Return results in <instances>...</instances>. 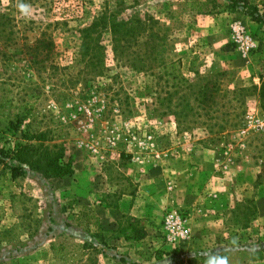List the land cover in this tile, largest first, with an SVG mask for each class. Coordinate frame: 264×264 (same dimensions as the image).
Segmentation results:
<instances>
[{
	"label": "rangeland",
	"instance_id": "374dc122",
	"mask_svg": "<svg viewBox=\"0 0 264 264\" xmlns=\"http://www.w3.org/2000/svg\"><path fill=\"white\" fill-rule=\"evenodd\" d=\"M116 1L94 0L109 10ZM208 1L125 0L118 13L151 22L121 55L105 40L96 77L79 73L84 60L68 44L55 49L57 71H1L0 145L21 141L8 120L28 103L21 129L45 132L44 145L63 148L74 168L45 178L25 167L12 178L0 166L4 264H204L215 252L230 264H264V127L247 123H264V24L253 29ZM253 1L264 11V0ZM215 14L223 18L211 43ZM234 20L257 41L246 56L230 39ZM174 60L179 69L168 70ZM126 195L149 211L123 212ZM170 212L188 238L167 240Z\"/></svg>",
	"mask_w": 264,
	"mask_h": 264
},
{
	"label": "trees",
	"instance_id": "16d2710c",
	"mask_svg": "<svg viewBox=\"0 0 264 264\" xmlns=\"http://www.w3.org/2000/svg\"><path fill=\"white\" fill-rule=\"evenodd\" d=\"M91 1L0 0V74L1 71H8V67L15 63H29V66L41 72L57 71L59 67L54 63L55 49L58 51L64 44L76 48L75 55L79 57V61L81 58L84 60V66L78 70L79 73L94 77L102 74L105 57L102 43L109 41L114 47L115 56L121 55L122 47H127L131 41L142 39L151 19L142 17L139 13L131 16L118 13L124 9L125 0L116 1V10L98 8L94 0ZM208 2L212 9L218 5L217 0ZM223 2L227 11L246 15L251 21L264 24V11L253 0ZM20 3L31 6L29 16L20 12ZM207 6L204 10H207ZM29 34H32L31 37ZM56 34H61V42L56 40ZM180 65V60H174L164 66L168 70L177 71ZM261 80L264 90V78ZM2 104L0 100V107ZM29 106L26 103L22 112H15L13 118L8 120V130L13 134L19 132L21 141L15 143L11 149L0 145V166L12 178L24 175L25 167L45 178L72 175L74 168L71 155H65V150L56 144L52 148L45 146V132L31 131L28 126L25 130L21 129L30 112ZM5 259L0 255V264H4ZM119 261L140 264L122 257Z\"/></svg>",
	"mask_w": 264,
	"mask_h": 264
},
{
	"label": "built area",
	"instance_id": "2783aa9c",
	"mask_svg": "<svg viewBox=\"0 0 264 264\" xmlns=\"http://www.w3.org/2000/svg\"><path fill=\"white\" fill-rule=\"evenodd\" d=\"M230 39L236 49L244 56L257 49V41L248 27L240 20H234L229 25ZM248 125L255 128L264 127V123L257 117L249 116ZM166 238L169 242H178L188 238L189 228L184 220L176 212H170L165 216Z\"/></svg>",
	"mask_w": 264,
	"mask_h": 264
},
{
	"label": "crops",
	"instance_id": "0c3cea01",
	"mask_svg": "<svg viewBox=\"0 0 264 264\" xmlns=\"http://www.w3.org/2000/svg\"><path fill=\"white\" fill-rule=\"evenodd\" d=\"M221 4H222V9H224V5H223V0H221ZM210 6V9L212 11V8H211V5L209 4ZM218 9V6H216L215 8H213V10H216ZM226 15H228V12H225ZM239 17L244 20L248 25H250L253 29H257L259 28V26L261 24H258L254 21H251L246 15H243V14H238ZM211 17V19L209 20V23L211 25L210 27V31H209V35H210V38L209 40L211 41V43H213V37H212V34L213 33H216L217 31V24L219 23V21H222V18H223V14H215V16L211 15L209 16ZM210 47V46H209ZM140 197L135 195V196H131V195H126L125 198H123V200H121L123 202V204H125L124 208L121 209L123 212H130L131 214L133 215H138V216H144L146 212H148V208L146 206H142L141 209L139 210V203L138 201L140 200L139 199Z\"/></svg>",
	"mask_w": 264,
	"mask_h": 264
},
{
	"label": "clouds",
	"instance_id": "9594fccd",
	"mask_svg": "<svg viewBox=\"0 0 264 264\" xmlns=\"http://www.w3.org/2000/svg\"><path fill=\"white\" fill-rule=\"evenodd\" d=\"M20 12L25 15L29 16L31 14V6L26 5L23 3H20L18 5ZM233 245L236 244V241L233 240L231 242ZM204 264H230V258L228 255H225L220 252H215V253H209L206 255V259L204 261Z\"/></svg>",
	"mask_w": 264,
	"mask_h": 264
}]
</instances>
